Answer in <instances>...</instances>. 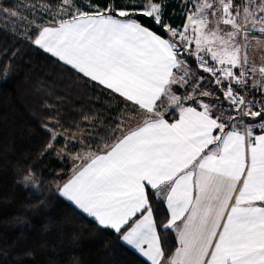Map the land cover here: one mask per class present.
<instances>
[{
  "label": "snow or ice",
  "instance_id": "obj_1",
  "mask_svg": "<svg viewBox=\"0 0 264 264\" xmlns=\"http://www.w3.org/2000/svg\"><path fill=\"white\" fill-rule=\"evenodd\" d=\"M37 9L45 22L21 18L31 43L143 114L99 152L71 157L83 163L59 194L150 264H264V131L254 135L252 126L258 118L264 130V56L257 65L252 55L264 50V0H183L176 27L164 19L166 0H38ZM191 57L208 77L190 71ZM42 127L49 140L41 155L56 150L58 137L70 151L76 138L58 120ZM32 179L29 171L24 185ZM149 192L166 202V222L154 216Z\"/></svg>",
  "mask_w": 264,
  "mask_h": 264
},
{
  "label": "trees",
  "instance_id": "obj_2",
  "mask_svg": "<svg viewBox=\"0 0 264 264\" xmlns=\"http://www.w3.org/2000/svg\"><path fill=\"white\" fill-rule=\"evenodd\" d=\"M90 2L95 0H80L82 6ZM99 2L103 6L105 0ZM37 3L0 0V7L18 12L16 17L0 12V264H150L112 230L100 229L93 218L59 194L57 186L71 171V163L61 157L63 139L54 142L55 151L41 155L49 140L43 124L58 120L63 125L59 131L67 129L69 134L90 129L83 143L73 142L66 151L78 153L111 144L127 131L113 129L120 123L118 112L132 105L25 37L30 29L22 17L31 20L35 16L37 24L48 19L47 13L31 10ZM140 19L167 38L151 18ZM164 19L173 27L182 25L183 0H166ZM188 62L191 72L209 76L198 68L194 57ZM255 96L259 99L260 93ZM165 117L173 121L178 113ZM29 171L33 179L25 186L23 177ZM149 195L158 223L166 222L165 202ZM167 240V251L174 252L178 246L175 233L169 231Z\"/></svg>",
  "mask_w": 264,
  "mask_h": 264
},
{
  "label": "rangeland",
  "instance_id": "obj_3",
  "mask_svg": "<svg viewBox=\"0 0 264 264\" xmlns=\"http://www.w3.org/2000/svg\"><path fill=\"white\" fill-rule=\"evenodd\" d=\"M192 2L195 3V0H192ZM257 35H259V34L257 33ZM252 55H253L257 65H259L261 63V57L264 56V50H259V49L255 50V52ZM209 62L211 63L210 59H209ZM174 90H175V87H174ZM190 90L191 89L189 88V91ZM177 94L184 95L185 94V90L184 89H180ZM216 95H220V93L217 92ZM197 98L199 100H202L205 103H218V102L215 101V97H200L198 95V93H197ZM185 104L197 105V104H194L192 101H186ZM223 106L225 108H227L228 107L227 102H225ZM131 109H132V106H129V108L120 110L118 112V118H120V123L119 124L121 125V128H122V131H117L118 133L119 132H123V130H128L131 127H135L136 125H138V124H140L142 122L140 117L143 114L140 113V112H133ZM214 111H215V109H214ZM226 115H227V113H226ZM250 119L251 118H245V122H248ZM252 126H253V129H256V128L260 129L259 128V122L258 123L252 122ZM116 128H117V126H116ZM90 133H91V130L89 129V130H85V131L80 132V133H74V134H69V135L75 136L76 139H75L74 142L83 143L84 139L87 138L88 136H90ZM104 145H106V143L100 144V146H95V148H93V149L90 147V148H88L86 150H83L81 152H78V153H70V152L67 153L66 151H62L61 152V157L67 158L68 161L71 163V171H70V174L68 175V177L60 185H62L64 182L67 181V179H69L71 177L72 171L77 165L83 163L82 160H74L71 157H74L77 154H79L81 156H86L88 153L99 152ZM165 204H166V202H165Z\"/></svg>",
  "mask_w": 264,
  "mask_h": 264
},
{
  "label": "crops",
  "instance_id": "obj_4",
  "mask_svg": "<svg viewBox=\"0 0 264 264\" xmlns=\"http://www.w3.org/2000/svg\"><path fill=\"white\" fill-rule=\"evenodd\" d=\"M151 30V29H150ZM71 67V66H70ZM186 106H196V107H198V105H193V104H186ZM198 110H199V108H198ZM166 118V117H165ZM178 118V117H177ZM167 119V118H166ZM169 122H172V121H169ZM242 130V129H241ZM253 132H254V135L255 134H261L262 132H256L255 131V129H253ZM127 245V244H126ZM130 247V246H129ZM130 248H132V247H130ZM133 249V248H132ZM133 250H135V249H133ZM136 251V250H135ZM137 252V251H136ZM138 253V252H137ZM145 258V257H144ZM147 259V258H146Z\"/></svg>",
  "mask_w": 264,
  "mask_h": 264
}]
</instances>
